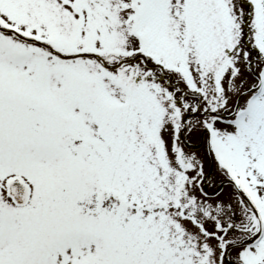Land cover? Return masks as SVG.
Returning <instances> with one entry per match:
<instances>
[{"label":"snow or ice","instance_id":"snow-or-ice-1","mask_svg":"<svg viewBox=\"0 0 264 264\" xmlns=\"http://www.w3.org/2000/svg\"><path fill=\"white\" fill-rule=\"evenodd\" d=\"M0 264H264V0H0Z\"/></svg>","mask_w":264,"mask_h":264}]
</instances>
